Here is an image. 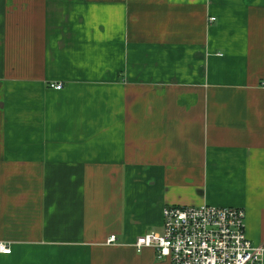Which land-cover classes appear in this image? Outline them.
I'll return each mask as SVG.
<instances>
[{"label":"crops","instance_id":"crops-1","mask_svg":"<svg viewBox=\"0 0 264 264\" xmlns=\"http://www.w3.org/2000/svg\"><path fill=\"white\" fill-rule=\"evenodd\" d=\"M263 81L264 0H0V264H169L192 204L264 246Z\"/></svg>","mask_w":264,"mask_h":264},{"label":"built area","instance_id":"built-area-1","mask_svg":"<svg viewBox=\"0 0 264 264\" xmlns=\"http://www.w3.org/2000/svg\"><path fill=\"white\" fill-rule=\"evenodd\" d=\"M50 86L62 89L61 83ZM162 216V231L146 233L136 243L137 251L153 248L156 259L169 264H263L264 246L247 237L243 208L209 204L166 206ZM115 239L111 235L108 242ZM0 252L10 254L11 247L0 243Z\"/></svg>","mask_w":264,"mask_h":264}]
</instances>
